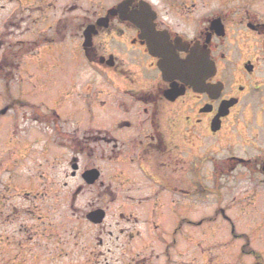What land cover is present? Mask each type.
Segmentation results:
<instances>
[{"label":"flooded vegetation","instance_id":"obj_1","mask_svg":"<svg viewBox=\"0 0 264 264\" xmlns=\"http://www.w3.org/2000/svg\"><path fill=\"white\" fill-rule=\"evenodd\" d=\"M122 1L0 0V149L16 171L0 177V199L17 246L37 236L41 261L69 264L77 248L80 264H189L178 212L210 192L231 235L201 264H264V0H136L130 11L146 1L154 12L156 56L139 27L103 21ZM88 30L79 73L90 79L63 84L52 115L15 111L10 69L34 40L52 47ZM23 120L40 133L37 157Z\"/></svg>","mask_w":264,"mask_h":264},{"label":"rangeland","instance_id":"obj_2","mask_svg":"<svg viewBox=\"0 0 264 264\" xmlns=\"http://www.w3.org/2000/svg\"><path fill=\"white\" fill-rule=\"evenodd\" d=\"M44 39L40 41V45ZM31 52V50H30ZM81 59L77 51H74V44L66 43L64 50L57 51L45 50L43 55L39 56L37 61L31 60L25 65V69L16 74L15 79L10 84L11 99L9 105H13L15 111L22 113H38L45 115L46 111L50 112L53 107H56L63 99L60 89L63 84L70 81L88 80L89 75L79 73L78 68L82 65ZM96 79H99L96 77ZM6 89V87H5ZM36 107L37 109H34ZM10 132V119L4 118L0 126V139L7 138ZM20 137L24 146H28L30 155L37 157L38 141H40V133L37 132L35 123L30 120L20 123ZM7 150L0 149V169L3 170V178L7 179L12 171V168H7V162L4 159ZM33 159V158H31ZM25 162L24 164H26ZM29 165V163H28ZM27 175L24 167L21 166ZM14 175V173H13ZM2 186H0V190ZM86 199H82L81 203H85ZM217 198L212 195H204L199 198H188L183 209L178 212V216L183 218L186 223L183 235H180L177 246L187 245L189 254V264H201L203 260L212 258L213 256L223 255L219 248L222 241L230 239V228L219 217L215 218L218 211ZM30 204V203H28ZM31 205V204H30ZM47 207V206H46ZM3 208L0 206V229L7 228L12 230L11 226L3 224L8 217L2 214ZM49 209V208H47ZM239 212L238 206L236 207ZM236 211V212H237ZM240 214V212H239ZM242 214H240L241 216ZM247 218L246 216H241ZM37 223V220H34ZM78 227L84 231H88L91 227L86 222L78 221ZM239 231H248L249 227L238 225ZM116 249V248H115ZM113 249V251H115ZM82 249L77 248L75 264H80L83 261L85 254H81ZM38 253L39 248L35 246L30 249H23L15 244L13 238L1 236L0 234V264H69V259L62 261H42L40 257L30 256ZM117 253V251H116ZM119 255V252L117 253ZM175 252L172 258L176 259ZM68 257V256H67Z\"/></svg>","mask_w":264,"mask_h":264},{"label":"water","instance_id":"obj_3","mask_svg":"<svg viewBox=\"0 0 264 264\" xmlns=\"http://www.w3.org/2000/svg\"><path fill=\"white\" fill-rule=\"evenodd\" d=\"M143 15L146 14L145 12L142 13ZM128 18V17H127ZM130 19V18H128ZM132 22H134L136 25L140 26V23L137 20L130 19ZM153 52V51H152ZM154 53V52H153Z\"/></svg>","mask_w":264,"mask_h":264},{"label":"snow or ice","instance_id":"obj_4","mask_svg":"<svg viewBox=\"0 0 264 264\" xmlns=\"http://www.w3.org/2000/svg\"><path fill=\"white\" fill-rule=\"evenodd\" d=\"M105 43H106V41H105L104 39L99 40V44H100L101 46H103Z\"/></svg>","mask_w":264,"mask_h":264}]
</instances>
